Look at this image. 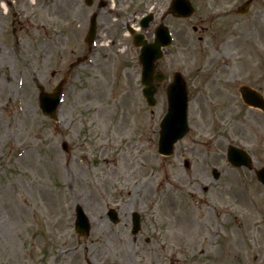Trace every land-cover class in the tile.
Here are the masks:
<instances>
[{
  "label": "rangeland",
  "instance_id": "obj_1",
  "mask_svg": "<svg viewBox=\"0 0 264 264\" xmlns=\"http://www.w3.org/2000/svg\"><path fill=\"white\" fill-rule=\"evenodd\" d=\"M97 1L0 0V264H264V189L202 142L218 138L221 151L226 139L215 131L242 130L254 165L264 163V113L236 106L231 95L240 83L264 93V4L256 1L247 16H219L224 9L213 0H191L210 27L199 41L185 21V53L174 67L190 85L192 129L164 157L157 142L165 92L146 105L139 50L123 24L152 6L164 10L169 0H110L124 13L103 12L94 65L70 69L88 53L84 37ZM169 27L182 25L169 19ZM69 69L55 122L38 106V86L51 90ZM194 140L201 142L192 150ZM219 161L224 174L207 196L202 172ZM77 204L90 217L87 236L74 229ZM110 207L116 223L106 215ZM134 211L142 222L136 239Z\"/></svg>",
  "mask_w": 264,
  "mask_h": 264
},
{
  "label": "water",
  "instance_id": "obj_2",
  "mask_svg": "<svg viewBox=\"0 0 264 264\" xmlns=\"http://www.w3.org/2000/svg\"><path fill=\"white\" fill-rule=\"evenodd\" d=\"M186 2V1H185ZM191 11V10H190ZM188 12L186 15L190 14ZM93 28V27H92ZM137 44H143L144 50L141 56V60L144 63V73H143V82L144 84L148 83V80L153 75L152 69L153 65H151L152 59H154V55H151V51L148 46L144 45L145 42L141 39L135 40ZM157 47V45H155ZM54 94L41 93L40 95V105L42 109L52 115L55 107L58 104V97L60 90L56 88ZM153 90L144 89V94L147 96L150 104L154 103L152 99ZM168 96H169V112L166 117L162 121V131L159 141V151L161 153H170L172 149L173 142L180 137L186 130L185 123V101H186V91L184 82L180 77L175 80V83H172L168 87ZM238 153L236 151H232L229 154V157L232 161L237 160ZM258 178L264 183V166L257 170ZM110 217L112 220L116 221L117 217L114 212H110ZM134 228L133 231H136L139 228V219L138 215H134L133 217ZM76 229L80 234H87L89 230V224L86 216L83 214L80 207H77V219H76Z\"/></svg>",
  "mask_w": 264,
  "mask_h": 264
},
{
  "label": "flooded vegetation",
  "instance_id": "obj_3",
  "mask_svg": "<svg viewBox=\"0 0 264 264\" xmlns=\"http://www.w3.org/2000/svg\"><path fill=\"white\" fill-rule=\"evenodd\" d=\"M256 1H258V0H256ZM256 1L253 2L252 7L254 6ZM92 3H93V1H92ZM215 4H216L217 8H223L224 9L223 11L216 12L217 14H215V15H219V16H221L222 14L230 15L233 12H236V9L234 10V7L232 6L233 0H213L211 5H215ZM223 4H225L227 6L221 7V5H223ZM107 6H109L108 0H98L97 1V17L100 16V19H101V16H103V12L106 9H108ZM166 9H167V7L164 10H161V9L155 10L154 7L152 6V7L148 8V11H147L150 13V23H149V25L145 31V35L148 38V40H153L155 28L158 25H160L162 23L169 25V19H175V20H177V22H180L182 25V27H179L176 29H174V27H171V33H172L173 37L176 39V48H172V49L170 48V49L166 50V53L169 51L171 53L170 54V56H171L170 57V63H167V61H164L163 59H161L160 61L156 62V66L158 69L173 68L175 66V64L179 63V59L180 60L182 59V56L184 54V49H185V46L180 42V37L184 32L185 19L169 15L166 12ZM213 10H217L216 7H213ZM246 15H244V16H246ZM108 17H109V15H108ZM195 17L196 16L193 15L192 17L187 19V21H190L192 30L194 31V33L198 34L197 37L202 40L204 37V34L209 29L210 25H207V26L204 25L205 19L201 15H199L196 18ZM129 20H131V21H129ZM138 21L139 20H136L134 18L127 19V20H125L123 27L127 29L128 25H130L131 23L133 25H137ZM101 27H102V29H106L107 22L105 24H101L100 29H101ZM122 33L123 32H121V34L116 37L117 42H119L121 40ZM125 34L128 35L129 39L131 38L129 34H127V33H125ZM220 46H222V44H218L217 48L219 49ZM224 46H226V44H224ZM87 49H88V47H87ZM237 99L240 100V97H237ZM234 134H235V136H240L241 139H245V136H244L242 131H239V132L234 133ZM199 144H200V140H196L194 142V147L192 148V150H194L197 146H199ZM188 147H190V146L188 145ZM200 154H201V152H200ZM205 154H207V152H205ZM199 156H202V155H199ZM216 158H218V157H216ZM214 165L219 167L220 161L218 163H215ZM188 168H190V162L188 163ZM227 168L232 171V167H227ZM236 170H240V169H236ZM219 171H220V173H218L219 174L218 178L214 177V175L212 173H208L207 170L202 172V175H204L206 180H207L206 183L202 186V188H200V191L202 193H206L207 196H210L212 194H209V191L212 188L213 189L218 188L219 184H216V183L219 182V178L221 177V174H224V171H222V170H219ZM226 196H228L227 199H225L223 201L230 200L229 199L230 195H228L227 192H226ZM207 201H210V198H207Z\"/></svg>",
  "mask_w": 264,
  "mask_h": 264
},
{
  "label": "bare ground",
  "instance_id": "obj_4",
  "mask_svg": "<svg viewBox=\"0 0 264 264\" xmlns=\"http://www.w3.org/2000/svg\"><path fill=\"white\" fill-rule=\"evenodd\" d=\"M98 226L100 227V224ZM235 241H236V237L234 236L233 237V243H235ZM7 252L9 253V255L14 260H16L20 257V255L18 254V252L15 249H8ZM19 261H20V259H18L15 264H21Z\"/></svg>",
  "mask_w": 264,
  "mask_h": 264
}]
</instances>
